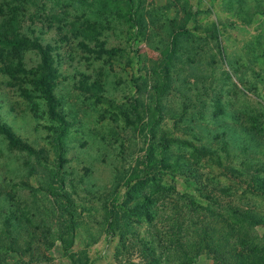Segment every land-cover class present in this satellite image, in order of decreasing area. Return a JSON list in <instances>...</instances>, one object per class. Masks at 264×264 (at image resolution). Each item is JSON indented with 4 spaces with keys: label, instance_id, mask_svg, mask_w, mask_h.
<instances>
[{
    "label": "rangeland",
    "instance_id": "1",
    "mask_svg": "<svg viewBox=\"0 0 264 264\" xmlns=\"http://www.w3.org/2000/svg\"><path fill=\"white\" fill-rule=\"evenodd\" d=\"M0 125V264H147L196 205L264 213V0H0Z\"/></svg>",
    "mask_w": 264,
    "mask_h": 264
},
{
    "label": "trees",
    "instance_id": "2",
    "mask_svg": "<svg viewBox=\"0 0 264 264\" xmlns=\"http://www.w3.org/2000/svg\"><path fill=\"white\" fill-rule=\"evenodd\" d=\"M39 83L49 105H53L47 76H42ZM0 133L18 146L13 134L1 125ZM256 186L264 196V181L257 180ZM211 203L214 205H196L191 242L169 241V229L165 241L157 235L160 238L158 253L155 249H147V264H192L203 254L210 257L213 264H264V233L255 228L256 224L264 228V213L233 202L217 203L215 199Z\"/></svg>",
    "mask_w": 264,
    "mask_h": 264
}]
</instances>
